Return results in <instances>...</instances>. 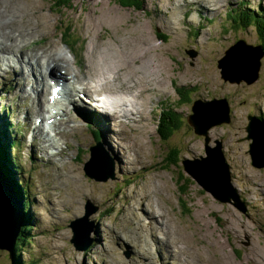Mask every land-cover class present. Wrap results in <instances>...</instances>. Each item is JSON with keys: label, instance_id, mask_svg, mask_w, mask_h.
Here are the masks:
<instances>
[{"label": "rangeland", "instance_id": "374dc122", "mask_svg": "<svg viewBox=\"0 0 264 264\" xmlns=\"http://www.w3.org/2000/svg\"><path fill=\"white\" fill-rule=\"evenodd\" d=\"M0 4L7 8L0 10V34L5 39L9 37L6 29L19 21L26 7V16L32 23L38 19L44 23L29 27L21 21L12 28H28L23 35L15 32L21 50L16 55L21 60V55L32 49V41L41 35H47L55 42L53 48L56 50H60L58 41L61 39H77L84 49L88 46L87 54L81 53L83 68L79 70L73 62L64 59L61 62L62 67L71 64L72 70L75 66L77 72L72 77L77 78L76 74L81 73L80 78L93 82V70L87 72L85 63L102 60V72L111 77L113 61L117 65L121 60L124 75L121 74L120 79L127 75L131 78L129 81L139 82L141 78L140 81L156 86H149L146 93L140 92L147 95L142 110L129 103L125 107L130 109L133 106L131 109L142 112L136 138L135 133L124 127L111 126L108 123L110 114L104 121L102 116L100 120V114L88 111L91 118V113H95L100 125L96 126L93 118H82L79 123L66 122L65 132L61 133H76L77 130L84 137L80 161L73 164L70 159V163L64 164V160H59L65 171L58 169L48 176L42 173L37 162L30 173L23 170L24 181L31 186L27 194L21 195L31 204L24 210L21 220L29 216L27 226L32 228L25 238V241L31 238L30 243L22 246L25 251H20L21 264H264V165L252 164L249 153L252 140L248 135L249 132L253 134V130L255 135L256 126L250 125L249 132L244 130L249 110L264 118V54L260 60L257 58L260 55V49L256 47L260 41V27L244 23L245 28L239 22L241 17L250 19V14L262 18L264 0H143L141 10L122 7L114 0H71L65 4L70 7H59L50 0H0ZM12 8L14 13L9 20L7 15L5 19L8 21H5V12ZM240 40L250 46L238 42ZM5 44L9 43L0 42V50L9 51L4 49ZM235 44L244 46L238 53L246 50L253 57V73L243 77L250 82L222 79L220 68L225 56L236 48H232ZM46 47L50 49L48 43ZM52 53L55 58L60 57L53 50ZM235 54L236 51L232 56ZM4 56L0 53V137L3 140L6 136L7 140L9 130H15L14 140H9L7 148L10 162H13L11 158L20 156L22 147V135L15 127L18 125V111L24 112L23 101L32 104L31 95L24 93V89L29 87L33 73L31 64L24 60L20 63L22 71L19 67H10L19 72L12 75L5 68ZM40 57L36 61L39 67ZM243 64L237 63L238 69L243 75L250 74V65ZM60 67H52L50 73L59 75L58 79L63 81L72 78L68 76L70 70L61 74ZM238 69L234 71L236 78L243 76ZM256 71L257 78L253 79ZM43 81L46 77L41 73ZM131 83L135 85V82ZM131 83L127 88L133 90ZM42 85L44 88L46 84ZM156 91V102H163L162 112L165 111L164 114L172 120L168 124L175 127L167 141H162L156 130L162 106L158 115L152 118L146 115L151 95ZM39 95L42 98L39 106L44 108L46 91L39 92ZM195 100H199L197 104L208 102L207 110L217 122L226 120V108H229V121L208 130L207 146L216 148L220 144L230 182L235 188L232 193L229 187H222L230 202H220L215 194L203 188L200 177L194 179L184 168L183 161L200 160L205 156V137L196 135L194 126L186 119ZM152 101H155L153 96ZM117 113L111 116V120L122 125L125 118L118 115L123 111L117 109ZM68 116L71 115L66 118ZM104 123L106 126L102 127ZM34 129L35 134L41 133L39 127ZM260 130L264 131V128ZM57 143L43 138L40 147L56 148ZM31 145H35L34 142ZM90 147V158L95 162L91 174L102 172L106 166L114 172L111 178L103 181L99 177L87 176L82 160L87 157ZM135 150L136 161L133 160ZM45 155L51 156L48 152ZM171 157H174V164L169 162ZM19 159V163L24 164V157ZM6 161L7 165L0 166V169L16 194L3 193L0 206L16 201L13 194L18 198L16 184L21 181L20 173L13 168L19 181L15 184L11 164L8 159ZM188 165L198 171L195 163ZM181 177L183 181H180ZM0 185L5 189L1 181ZM209 185L214 190V186ZM236 196L244 203V210L235 206L232 199ZM15 209H9L14 210V222L21 218ZM82 218L91 226L83 241L91 239L93 242L87 249L78 251L70 241L73 237L70 225ZM143 219L148 220L147 224ZM14 234L15 230L11 232ZM13 236L0 240L17 254ZM180 242L184 243L183 249H179ZM0 264H14L12 253L0 248Z\"/></svg>", "mask_w": 264, "mask_h": 264}, {"label": "bare ground", "instance_id": "6f19581e", "mask_svg": "<svg viewBox=\"0 0 264 264\" xmlns=\"http://www.w3.org/2000/svg\"><path fill=\"white\" fill-rule=\"evenodd\" d=\"M26 8L28 9V7H26ZM20 15H23V14H20ZM11 25H13V24H11ZM10 37H11V35L9 34V37L7 39H5V37L0 34V42L7 41ZM47 43L50 45V49L48 47H46ZM47 43L41 46V47H44V49H40V51H31L28 54V59L29 60L35 59V61H37V58L39 56H42L44 58V60H45V64L47 65V67H49V69H52V67H54V66H61V62H63V60H62L63 58H61V57L55 58L53 53H52V48H51L54 45L53 42L49 40V41H47ZM13 47H14V44H5L4 45V49L5 50H9V51H11ZM256 47H258L260 49V55H257V58H259V60H260L261 55L264 54V52L262 51L260 45H257ZM248 49H250V48H248ZM235 50L236 49L232 50L231 52L228 53L227 56H225L224 64L226 63L228 57H234L233 59L235 60V62L242 63V64L245 63L246 64L245 66L250 65V68H249V71H248V72H250L251 65H252V60H253L252 55L249 54L245 50L244 52H241V53H238V54H235L234 56H232V53L235 52ZM116 60H117V58H116ZM103 61L104 60H102L101 62L93 61V63L87 62V63H85V67H86V71L87 72H92V70H93V73L91 74V76H93L91 78L93 82H89L88 81L89 86H91L94 89H98L100 91H103L106 94V96L108 97V99H109L110 110L107 113L110 114V116L114 117L115 115L118 114L117 113V109H119L120 111H123V113H120L118 115V117H124L125 119L132 118L133 116H136L137 114L141 115L142 112L139 111V110L143 109L144 106H143L142 102H145L144 100L147 99V95H142V94H140V92L146 93V92L149 91V88H148L149 86H153L154 87L155 85H153V84H151L149 82L140 81L141 78L139 79V82L129 81V79H131V78H129L127 75H125L124 79H120L124 75V72H122V70L120 68L121 63H123V61H121V60H118L117 65H116V61L115 60L113 61V64H112V66H113L112 67V76L111 77H107L104 74V72H102V70H101V65H102ZM68 70L69 69L67 68V71ZM238 71L243 75V71L242 70L238 69ZM121 74H122V76H121ZM251 74H252V72H250V75ZM76 75H77V78H80L81 73H77ZM43 76L45 77L44 74H43ZM151 76H152V74H151ZM55 77L60 78L59 75H55ZM119 79L121 80V82H118ZM143 79H144V77H143ZM59 80H62V79H59ZM131 82H135V85L133 83H131ZM150 82H152V81H150ZM42 83L46 84V81H43ZM116 83H119L120 85H117ZM129 83L134 85L133 86V88H134L133 90H130L129 88H127ZM162 83H164V82H162ZM97 84H99V85H97ZM139 87H141V89ZM44 88H43V90H44ZM150 88L152 89V87H150ZM86 89L89 90L88 86L86 87ZM42 92L43 91H41L40 94ZM78 92H83V91H78ZM139 95H142L143 97L139 98ZM149 97H150V95H149ZM128 103H129V105H134V103H136L138 105L137 109H139V110L137 111V109L136 110L131 109V107H133V106H130L129 107L130 109H127V108L125 109V107H126V105H128ZM43 106L45 108V102H44ZM208 106H209V104L207 103L205 105V108L208 109L207 108ZM44 108H42V109H44ZM127 110H128V114H127ZM134 111H136L135 114L132 113ZM83 113L85 115H83ZM83 113H81L80 115L71 113L70 115L74 116L73 119H70L71 116L70 117L68 116L67 118H65V121L66 122H74V121L78 122L82 118H89L91 120L93 118V122L96 124V126L100 125V123L97 122V118L95 117L96 116L95 113H91L90 112L92 118L88 115V111H83ZM114 113H116V114H114ZM121 114H124V116L121 115ZM101 116L103 117L104 121L107 120L106 116H103V115H100V120H102ZM191 124H192V122H191ZM84 125H85V123H84ZM104 125H106V124L104 123L102 126H104ZM77 128L78 127H76V129ZM33 130L35 132V129H33ZM51 130H54V129L51 128ZM76 132H77V130H76ZM254 132H255V130H253V134H254ZM61 135H63V134H61ZM255 137H256L255 141H256V143H258L257 148H258L259 151H256V153L254 152L251 155V161H252V164L256 163L257 165H259L258 167H263L262 165H264V131H261L258 126H256ZM52 139H53V141L58 142V140L60 138L55 137V138H52ZM52 139L48 138V140L50 142H52ZM3 141L6 144L5 154H7L8 153V151H7L8 146H7L6 136H3ZM261 148H262V150H261ZM42 149H45V148L43 147ZM260 150H261V152H260ZM45 153H46V151H45ZM249 153H250V149H249ZM90 156H91V154H90ZM253 157L255 158L254 161H253ZM94 165H95V162H93L91 160V158H90V160L87 163V166L84 167V171H86V169H87L86 173H87L88 177H92V178H95V179H99L100 178V180H103V181L106 178L107 179L110 178L109 177V172L111 171V169L106 167V166H105V168H104V170L102 172H100V173L95 172V174H91V168H93ZM2 172L3 171L0 169V181L1 182H2V180H5V176L2 174ZM187 172H188V170H187ZM189 174L194 179L197 178V177H200L199 182L202 185L204 183L205 184L209 183V184L213 185L214 186V193L216 195L215 196L216 199H218L220 201H223V200L226 199V197L224 196L223 188H222L223 187V183L221 182L222 183V185H221V183H220V181H219V179H218V177L216 175V169L215 168H213L211 166L200 165L199 170H198V174L197 173L196 174L189 173ZM202 175H204V177ZM97 177H99V178H97ZM233 191L234 190H232V193H233ZM12 192H13V189H12L11 185L7 184L5 189H3V187L0 185V203L2 202V198H3L2 195L4 196V194H12ZM13 196L15 197V200L17 201V196L15 194H13ZM144 197H147V196H144ZM242 204H244V203L242 202ZM13 214H14V210H9V208L5 204H3V205L1 204V206H0V239H2V240H5V239L8 240L9 238H11L13 236V235H11V232L14 231V230H15V234H14L13 237H15V235L17 234V231H18L20 223H21V219L23 217H21L19 220L14 222L15 218H14ZM152 215H154V214H152ZM85 223H86V219L82 218V219H79L77 221V223L71 225L72 233L76 235V236L75 235L74 236L77 237L76 241L79 244H81L82 240H83V237L81 235H84L85 237H88V232L87 231H88L89 228L84 225ZM149 232H151V231L149 230ZM89 241L93 242V240H89ZM180 244L182 246L179 249H183L184 248V245H183L184 243L180 242ZM219 246L220 247L222 246L221 242H219ZM3 247L6 248L4 246V244L0 240V248L3 249V250H7V249H4ZM7 251H9V250H7ZM9 252L12 253V250L9 251Z\"/></svg>", "mask_w": 264, "mask_h": 264}, {"label": "water", "instance_id": "95a60500", "mask_svg": "<svg viewBox=\"0 0 264 264\" xmlns=\"http://www.w3.org/2000/svg\"><path fill=\"white\" fill-rule=\"evenodd\" d=\"M238 42H243L246 46H250V45H247L243 40H240ZM237 44H235L232 48H235L236 47L235 48L236 49L235 51L238 54V51H241L240 49L242 47H244V46L243 45H240V46L237 47ZM249 54H250V52H249ZM233 58L234 57H228L226 63L223 64V66H221L220 69H221L222 79L228 80L229 82H234V81H238L239 82L240 80L243 79V77L244 78L249 77L250 74H248V75L246 74V75H243L240 78L239 77L236 78V76L234 75V71H235V69H238V67H237V62H235V60ZM223 59H224V57H223ZM250 72L253 73L252 68L250 69ZM257 72L258 71H256L253 79H256L257 78ZM243 80H245V79H243ZM245 81L250 82V80H248V79H246ZM197 102H199V100H195L194 101V103L192 105V108H191V113L186 117V119L188 121L192 122V125L194 126V131L197 133L196 135L200 134V135H203L205 137L204 138V142H205V150H204L205 156H201L200 157V160L194 159L192 161H183L184 168L187 169L188 172L191 173V174H196V173L198 174V171H196V169L193 170V169H191L189 167V165H188L189 163H195L196 165H198V170H199L200 165L211 166V167H213V168L216 169V175H217L220 183L221 182L223 183V187H225V188L226 187H229V189L232 191V190H234V186L230 182V173H229V170H228V165L226 164V162L224 160L223 153L220 150V146H219L220 144L216 148H211V147L207 146V142H208L207 133H208V130L211 129L214 125H218V124H221L223 122H228L229 121V108H226V113H225V115L227 114L226 120L225 121H221V122H217V121L213 120V118L211 117V111H209V110H207L205 108V105L208 102H204V103L201 102L199 104H197ZM199 107H203L202 111L198 110ZM227 107H228V104H227ZM205 122H207V123L205 124ZM250 125L251 126H258L259 129L264 128L263 127V124L258 119H256L253 116H250V121L248 122V125L246 126V130L247 131H248V129L250 131ZM248 137L251 138V140H252V142L249 143V145H250V154L252 155L254 152L259 151L258 148H257L258 143H256V141H255V138H256L255 135L252 134L251 132H249ZM261 150H262V148H261ZM261 150H260V152H261ZM254 159L255 158L253 157V161H254ZM113 175H114V172H109V177L110 178ZM2 183H3V186L5 188L6 185H7L6 179L5 180H2ZM222 183H221V185H222ZM202 186H203V188L205 190L209 191L211 194H215L214 193V190H213V187L210 186L208 183H206V184L204 183ZM232 200L235 201V203L234 202L233 203L235 204V206L237 208H239L240 210H244L243 209L242 201L239 199V197L236 196ZM230 201H231L230 197L226 196V199L223 200V201H220V202H230ZM12 203H14V207L12 206ZM12 203L11 202H8L6 204V206L9 209L11 207L13 209L16 208L15 211H17V212L19 211L20 212V207H18L17 204H16L17 202L16 201L15 202L13 201ZM78 220L79 219H77L75 222H72L71 225L77 223ZM71 225H70V228H71ZM85 225H86V227H91L90 224H88V223H85ZM89 231L90 230L88 229L87 232H89ZM72 235H73V238L70 241H73V243H74L73 246L78 251L85 250V249H87L92 244L91 241H83V240H82V243L79 244L76 241V238H77V237H75L76 235L75 234H72ZM3 244L6 247V248L3 247L4 249H7L9 251L12 250L11 248H8L9 246L7 244H5V243H3Z\"/></svg>", "mask_w": 264, "mask_h": 264}, {"label": "trees", "instance_id": "16d2710c", "mask_svg": "<svg viewBox=\"0 0 264 264\" xmlns=\"http://www.w3.org/2000/svg\"><path fill=\"white\" fill-rule=\"evenodd\" d=\"M50 1L53 2V4H55V5L59 6V7H61V6L70 7V5H65V4L69 3L71 0H50ZM114 1H115V3H117L118 5H120L122 7L133 8L135 10H141V9H143V0H114ZM239 22L245 28H246V25H244V23L247 24V25H254L257 28L260 27L259 28V34H258L260 41H258V45L261 46V49L264 52V16L262 18H258V16L255 17L254 15H251L250 14V19L241 17V19L239 20ZM162 109H163V106H162ZM164 112L165 111L162 112V110H161V112H159L160 113V115H159L160 116V119L158 117L157 126H156L157 129L156 130L160 134L161 140L162 141H167L170 138V136H171L173 130L175 129V127L168 124V122L169 121H172V120L170 119L169 116H167V114H164ZM175 115H177V114L175 113ZM258 118L264 123V118H262V117H258ZM175 120L176 119H174V117H173V121H175ZM163 123H165L167 125L164 126ZM97 136L98 135L96 133V137ZM8 142L9 141H7V146L9 145ZM4 148H6V144L4 143V141L2 140V138L0 137V166H2V167L7 165L6 159H8L9 162H10L9 153L5 154ZM81 152H83V150L82 149H79V153L77 154V159L80 158ZM174 153H176V150L173 152V154ZM169 162L171 164H174V157H171L169 159ZM10 164H11V170H12V173H13V176H14V179H15V184H16L19 181H18L17 177L15 176V172H14L13 168H17V165H16V162H15V164L13 162H10ZM180 181H183V178L182 177L180 178ZM21 183L22 182L20 181V184L19 185L16 184V187H17V190H18V198H17V201L16 202H17V204L20 207L19 215H21V217H23L25 215L24 214V212H25L24 210H27V208L29 207V205L31 203H30L29 200H27V199L25 200L22 197L21 193H24V190L22 188H20V185L22 187V184ZM13 192H15L14 189H13ZM15 194H16V192H15ZM111 210L112 209H109V211H111ZM109 211H107V212H109ZM28 221H29V216H27L26 218H24L23 221L21 220L19 229L17 231V235L15 236L14 250L15 251L17 250L18 252H17V254H15V253L13 254V251H12V258L14 260V264H18V263L21 264L22 263L21 258H20V251L21 250L23 251L24 248H22V246H24L25 244H29L30 243V240H31V238H29L28 240L25 241V238L28 235V232L27 231L32 228L30 226H27V222ZM82 237H83V239L86 238L84 235H82Z\"/></svg>", "mask_w": 264, "mask_h": 264}, {"label": "flooded vegetation", "instance_id": "af4514ba", "mask_svg": "<svg viewBox=\"0 0 264 264\" xmlns=\"http://www.w3.org/2000/svg\"><path fill=\"white\" fill-rule=\"evenodd\" d=\"M248 113V114H247ZM246 114H247V116H246V118H247V122H246V124H245V126H244V130L246 131V126L248 125V122L250 121V116H253V117H255L256 119H259L254 113H250V110L247 112ZM260 120V119H259ZM261 121V120H260ZM262 122V121H261ZM263 123V122H262ZM263 125H264V123H263ZM199 136V135H198ZM245 139L247 140V136L245 135ZM251 140V139H250Z\"/></svg>", "mask_w": 264, "mask_h": 264}, {"label": "snow or ice", "instance_id": "6c2138e0", "mask_svg": "<svg viewBox=\"0 0 264 264\" xmlns=\"http://www.w3.org/2000/svg\"><path fill=\"white\" fill-rule=\"evenodd\" d=\"M57 91H58V89H56V88H53V89H52V95H53V96H55V95H56V93H57Z\"/></svg>", "mask_w": 264, "mask_h": 264}]
</instances>
